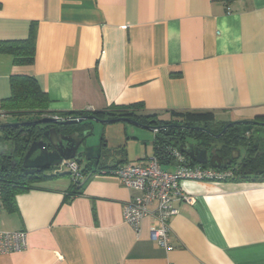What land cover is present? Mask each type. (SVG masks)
<instances>
[{"label":"crops","instance_id":"obj_1","mask_svg":"<svg viewBox=\"0 0 264 264\" xmlns=\"http://www.w3.org/2000/svg\"><path fill=\"white\" fill-rule=\"evenodd\" d=\"M32 36V64L0 50V126L37 114L3 107L17 76L35 79L50 116L139 103L135 113L164 120L173 111L264 117V0H0V44ZM86 121L103 123L106 146L99 167L79 163L84 183L44 170L6 186L0 226L26 231L28 243L0 254V264H264V177L182 180L194 202H175L167 250L150 239V216L139 231L124 220L135 193L107 172L156 153L155 128Z\"/></svg>","mask_w":264,"mask_h":264},{"label":"built area","instance_id":"obj_2","mask_svg":"<svg viewBox=\"0 0 264 264\" xmlns=\"http://www.w3.org/2000/svg\"><path fill=\"white\" fill-rule=\"evenodd\" d=\"M57 118H62L56 116ZM158 132V128H155ZM170 160L186 162V158L177 148L169 149ZM170 160H167L170 161ZM160 155L152 154L145 161L124 162L108 170L119 181L134 191L132 199L124 204V220L139 231L140 223L146 216L153 220L150 225L149 237L161 247L172 250L170 236V219L178 213L176 201L193 203L194 197L185 193L181 187L182 180L227 181L234 177L232 169H220L198 163L188 165L176 164L173 171L162 168ZM69 168L72 181L81 185L87 178L84 169L74 159L64 160L59 166ZM106 172V171H105ZM0 182V212L3 204V188ZM27 232L24 230H5L0 226V254L21 251L27 247Z\"/></svg>","mask_w":264,"mask_h":264},{"label":"trees","instance_id":"obj_3","mask_svg":"<svg viewBox=\"0 0 264 264\" xmlns=\"http://www.w3.org/2000/svg\"><path fill=\"white\" fill-rule=\"evenodd\" d=\"M0 50L8 51L14 54L15 61L25 64H32L34 62L36 53V41L35 36L25 40L19 44L5 42L0 44ZM13 91L12 96L4 102L3 107L5 110L12 113H20L21 110L27 112H37L35 117L28 120L22 121H32L36 119L43 118L45 115L46 104L48 103L47 95L42 92L33 77L31 76H17L13 79ZM142 105L133 104L126 109H119V112H105V111H95L93 113L89 112H73V113H63L64 118L68 117H81L86 115H94L101 120H112L119 118H128L137 121L140 124L147 125L153 128H158V134L156 137V153L161 156L163 163H167L168 156L162 154L160 147L162 145H167L166 143H178L184 139L185 135L192 136L196 138L204 146H211L214 140V133L220 131V128L224 125L223 121H216L215 117L211 113H196V112H177L173 111L172 116L169 120H164L159 118L157 114H138L133 111L135 108H140ZM56 116V115H55ZM257 119L264 120V117H257ZM86 127L91 128L88 121H84ZM190 124L191 127H184V125ZM3 125V124H1ZM50 125H14L8 127H2V134L0 138L6 139L13 144V154L4 158H0V168L2 172L0 173V182L2 183L3 192L7 185H23L26 186L27 182H33L38 177L37 173L31 174H20V169L18 167L12 168V159L20 160L25 154L29 143L35 138L36 134L39 133L43 128ZM203 127L205 129L194 128ZM227 141L230 142V136H228ZM206 166V165H205ZM86 172V170H85ZM23 177L24 183H18L13 180V178ZM237 179L233 177L231 180ZM27 188V187H24ZM3 195V194H2Z\"/></svg>","mask_w":264,"mask_h":264},{"label":"water","instance_id":"obj_4","mask_svg":"<svg viewBox=\"0 0 264 264\" xmlns=\"http://www.w3.org/2000/svg\"><path fill=\"white\" fill-rule=\"evenodd\" d=\"M89 119H95L98 121H111L101 120L94 115H86L81 117H68L57 118L56 116H44L43 118L32 121H17L14 123L3 124L0 126L8 127L14 125H50L43 128L36 134L35 138L29 143V146L22 156V159H12V168L20 166V174H37L44 170L50 169L55 166H59L64 160L74 159L76 161L82 160L86 162H92L101 160L103 156V150L106 146L105 143L95 144L91 140L93 135V129L86 127L84 121ZM121 119V118H119ZM118 120V119H112ZM231 124H240L239 129L241 134H246L253 128L255 124L264 125V123H258L255 119L252 120H236ZM184 127H191L190 124L184 125ZM205 129L203 127H194ZM192 139L194 141H190ZM195 141L197 143H195ZM201 142V141H200ZM196 138L185 135L182 141L178 143H166L160 147L162 154L169 156L170 148H177L186 158V162H176L170 160L172 164L188 165L189 163H198L203 165H210L214 168L223 167V157L217 154L216 148L209 151L207 148L202 147ZM264 145V133L259 131L255 136L254 147H262ZM237 154L232 155V158L240 157V148L235 147ZM13 144L3 138H0V158H4L13 154ZM169 158V157H168ZM209 163V164H208ZM227 163H230V158L227 159ZM2 172L0 168V173ZM264 170L258 171V174H262Z\"/></svg>","mask_w":264,"mask_h":264},{"label":"flooded vegetation","instance_id":"obj_5","mask_svg":"<svg viewBox=\"0 0 264 264\" xmlns=\"http://www.w3.org/2000/svg\"><path fill=\"white\" fill-rule=\"evenodd\" d=\"M255 120L258 123H264V120L257 118ZM232 122L233 121H226L220 128V131L214 133L215 142H212L211 146L202 145V147H208L209 149H207L209 151L216 148L217 154L222 156L224 159V165L220 169H232L235 178H245L250 175L264 177V172L262 174H258V171L264 170V145L261 148L253 146L256 134L259 131L264 133V125L255 124L246 134H241L242 131L239 129L241 125L231 124ZM228 136H230V142L227 141ZM189 140L194 141L192 139ZM195 143L197 142L195 141ZM235 147L240 148L239 158H232V155L237 154ZM229 158L230 163H227V159ZM78 162L80 164L90 165V162L82 160H79ZM99 162L97 160H93V166L99 167Z\"/></svg>","mask_w":264,"mask_h":264},{"label":"rangeland","instance_id":"obj_6","mask_svg":"<svg viewBox=\"0 0 264 264\" xmlns=\"http://www.w3.org/2000/svg\"><path fill=\"white\" fill-rule=\"evenodd\" d=\"M9 115V114H8ZM13 114H11V116L9 117V119L7 120L8 122L12 120L13 118ZM101 123V122H100ZM100 125H103V123L99 124V123H96L95 126H93V135H92V138L91 140L93 141V143H100L101 140H102V136L104 135V129H103V126H100ZM143 130V129H142ZM145 132H150L152 133L151 135L154 136L152 130H149V129H144ZM167 165V164H166ZM164 166V165H163ZM166 167V166H165ZM167 167H169V165H167ZM54 170H56L55 168H50V169H47L46 171L47 172H53ZM61 170H67L69 171V168L67 166H63Z\"/></svg>","mask_w":264,"mask_h":264}]
</instances>
